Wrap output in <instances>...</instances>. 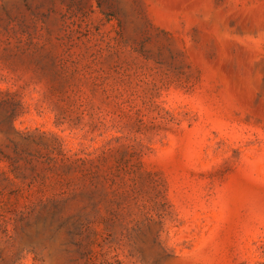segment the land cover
<instances>
[{"label":"rangeland","instance_id":"rangeland-1","mask_svg":"<svg viewBox=\"0 0 264 264\" xmlns=\"http://www.w3.org/2000/svg\"><path fill=\"white\" fill-rule=\"evenodd\" d=\"M0 264H264V0H0Z\"/></svg>","mask_w":264,"mask_h":264}]
</instances>
